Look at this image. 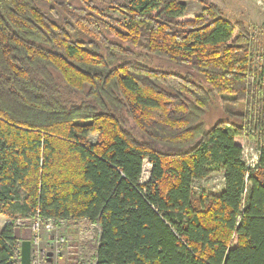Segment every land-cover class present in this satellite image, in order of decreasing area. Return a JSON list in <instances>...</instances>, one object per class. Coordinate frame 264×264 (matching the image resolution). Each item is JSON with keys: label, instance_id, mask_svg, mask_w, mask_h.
I'll return each mask as SVG.
<instances>
[{"label": "trees", "instance_id": "obj_1", "mask_svg": "<svg viewBox=\"0 0 264 264\" xmlns=\"http://www.w3.org/2000/svg\"><path fill=\"white\" fill-rule=\"evenodd\" d=\"M186 9L0 0V264L18 262L14 209L98 223L96 264H264V51L216 5ZM218 172L219 194L194 190Z\"/></svg>", "mask_w": 264, "mask_h": 264}, {"label": "rangeland", "instance_id": "obj_2", "mask_svg": "<svg viewBox=\"0 0 264 264\" xmlns=\"http://www.w3.org/2000/svg\"><path fill=\"white\" fill-rule=\"evenodd\" d=\"M100 8L104 9V13L112 15L115 18H121V15L112 11L105 10L107 4L114 0H95ZM123 2V0H115ZM187 9L185 14L193 17L201 13L207 4H214L222 11L224 17L234 23L242 22L253 34L259 44L262 52L264 51V0H185ZM159 63L160 61H154ZM159 64L170 65L168 62ZM174 65V64H173ZM170 65V66H173ZM175 69H181L174 65ZM258 64L255 59L252 62V69L256 70ZM226 102L221 101V108L230 112H239L243 108V103L235 104L230 101L231 95H223ZM219 109H211L206 117L207 126H212L220 119H226L224 111ZM89 141L93 144L101 143L100 133L96 132L89 136ZM240 142L244 147V160L252 163L258 158L260 147L257 143L249 138H240ZM151 172V164L145 161L144 170L141 181L149 180ZM224 176L221 172L213 173L208 177L196 180L193 188L198 193L219 194L224 188ZM15 235L19 241L20 248L18 250V262L21 263V245L24 240L32 242V256L30 264H96L97 248L100 238V226L98 223H92L86 218L75 220H54L53 228L46 227L47 221L39 218L38 215H24L19 210L14 209ZM11 220L6 215H0V230ZM39 230L34 229V224L40 222ZM64 238V241H61ZM54 243H51V242ZM52 252L51 257L48 253ZM50 258V260H49Z\"/></svg>", "mask_w": 264, "mask_h": 264}, {"label": "water", "instance_id": "obj_3", "mask_svg": "<svg viewBox=\"0 0 264 264\" xmlns=\"http://www.w3.org/2000/svg\"><path fill=\"white\" fill-rule=\"evenodd\" d=\"M52 255H53L52 252L48 253L49 257H51ZM31 256H32V242L30 240H24L21 245V263L30 264Z\"/></svg>", "mask_w": 264, "mask_h": 264}, {"label": "built area", "instance_id": "obj_4", "mask_svg": "<svg viewBox=\"0 0 264 264\" xmlns=\"http://www.w3.org/2000/svg\"><path fill=\"white\" fill-rule=\"evenodd\" d=\"M257 163H258V158L255 159L252 163H247V164H248L249 167L255 168L257 166ZM47 220H48L47 221L48 223H47L46 227L49 228V229L53 228L54 219H47ZM40 224H41V221L40 222H36L34 224V229L39 230ZM64 240H65L64 238H61V241H64ZM51 243H54V242L52 241Z\"/></svg>", "mask_w": 264, "mask_h": 264}]
</instances>
